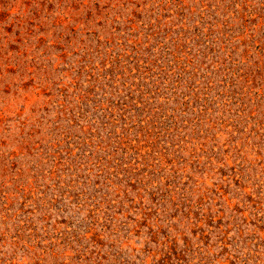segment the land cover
I'll list each match as a JSON object with an SVG mask.
<instances>
[{"label":"rangeland","instance_id":"1","mask_svg":"<svg viewBox=\"0 0 264 264\" xmlns=\"http://www.w3.org/2000/svg\"><path fill=\"white\" fill-rule=\"evenodd\" d=\"M0 264H264V0H0Z\"/></svg>","mask_w":264,"mask_h":264}]
</instances>
